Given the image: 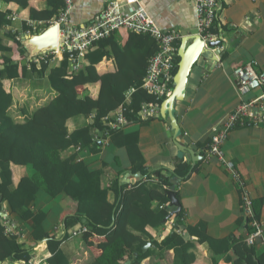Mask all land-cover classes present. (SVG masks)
Listing matches in <instances>:
<instances>
[{"label": "trees", "instance_id": "16d2710c", "mask_svg": "<svg viewBox=\"0 0 264 264\" xmlns=\"http://www.w3.org/2000/svg\"><path fill=\"white\" fill-rule=\"evenodd\" d=\"M1 1L17 13L14 19L12 9L0 10V219L8 210L11 218L29 223L30 232L26 242H21L19 234H5L0 222V264H36V249L46 254L41 264H71L77 250L75 238H81L92 250L85 264H160L169 251L168 264H197V244H207L216 255L226 254L231 264H264V254H257L243 239H212L203 227H185L182 211L174 219L175 230L160 236L158 229L171 211L168 194L173 192L179 199L177 185L172 182L181 184L188 178L187 163L180 161L166 176L154 178L141 162L131 159L139 164L133 171L144 179L129 185L119 179L104 184L102 171L91 170L79 159L83 149L98 150L94 145L97 135L103 140L105 133L110 137L120 130L111 127L118 111L129 123L141 122L142 104L160 106L167 98L157 100L142 87L149 59L158 49L156 41L128 32L121 44L120 37L116 40L117 32L127 31L119 30L87 50L74 71L66 54L60 59L52 56L49 64L40 67L33 62L22 65L25 50L19 37L39 33L30 30L27 21L51 20L63 10L64 0H46L51 10L48 13L31 10L30 0ZM9 26L14 32H2ZM178 62L175 55L173 75ZM111 75H117L119 81L109 83L111 77L107 76ZM26 82L33 90L45 85L55 95L39 104ZM98 83V95L93 99L88 86ZM131 88L127 102L126 93ZM80 116L91 117L93 124L70 130L68 122ZM66 151L71 152L64 157ZM13 168L27 171L16 184L12 182ZM41 193L51 199L66 197L74 203V212L61 224L65 233L60 236L44 230L47 212L31 209ZM76 226L84 231L73 237L70 229ZM246 228L252 231L248 225ZM148 243L150 247L144 252Z\"/></svg>", "mask_w": 264, "mask_h": 264}, {"label": "crops", "instance_id": "0c3cea01", "mask_svg": "<svg viewBox=\"0 0 264 264\" xmlns=\"http://www.w3.org/2000/svg\"><path fill=\"white\" fill-rule=\"evenodd\" d=\"M111 1L124 4V0H70L71 10L68 15L70 26L88 25ZM135 7L143 8L163 32L176 31L181 39L185 36L197 35L193 0H136L134 6L125 9L130 11ZM7 8L12 9V15L15 17L17 11L0 0V10ZM30 9L46 13L51 11L47 7L46 0H30ZM19 21L17 19V22ZM214 30L220 41L218 46L220 56L215 59L216 61L207 58L198 61L188 78L184 99L174 106L181 144L194 152L197 158L195 162L188 153L183 155L179 152L174 143V131L170 121L168 118L163 119L160 111L158 115L150 116L141 122L129 123L127 120L126 125L113 133L106 143L95 146L98 150H81L79 159L84 160L91 170L102 171L104 184L115 179L123 183L124 178H127L130 181L129 185L144 179L140 172L133 171L140 162L154 178H158L172 172L176 165L183 161L190 167L188 178L181 184L175 181L177 186H174L179 191L178 200L185 227H203L205 234L212 239L232 238L243 239L246 242L248 230L242 191L230 172L220 166L215 159L206 161L204 151L210 142L213 127L217 126L240 102H248L262 94L261 90H254L240 97L234 83L233 70L236 66L255 61L256 71L264 72V0H219ZM2 32H14V27H6ZM128 35V32L119 34L117 32L116 40L120 37V42L123 44ZM181 39L174 43L176 53ZM59 57L62 56L57 58ZM106 65L108 66L109 63L107 62ZM102 67L104 68V63ZM109 73L112 71H105V74ZM107 77H111L109 83L119 81L117 75ZM26 85L29 93L35 92L36 102L38 101L39 104H43L47 97L55 95L54 91L45 85L37 90H33L27 82ZM99 87V83L88 86V93L93 99L97 98ZM132 89L126 93L127 102L130 100ZM23 93L26 94L25 89ZM26 96L24 95L23 98L25 101L28 98ZM25 101H23L24 105ZM84 124L92 125L93 119L80 116L68 122L70 130L82 127ZM99 135L94 139L95 142L101 140ZM70 152H64L63 156H68ZM223 152L228 167L242 180L254 213L262 222V239H256L252 246L257 254H264V126L234 129L224 144ZM135 158L139 164L132 162L131 159ZM13 171L14 184L18 182L20 176L27 173L20 168H13ZM156 173L158 177L154 176ZM132 175H139V178H134ZM132 194L137 192L132 191ZM74 207V203L66 197L51 199L41 193L31 209L34 212H47L43 221L46 232L63 234L65 230L61 224L65 216L74 212ZM170 210L171 213L174 208ZM7 213L10 215L8 210ZM175 218L176 216L170 217L158 229L161 237L175 230ZM13 222L18 226L22 236L21 242H26L30 224L16 220ZM77 228L78 226L70 231ZM73 242L77 250L71 264H85L90 258L89 253L84 251L85 242L81 238H75ZM35 251L41 254L39 261L36 260ZM45 255V252L36 249L33 253V261L41 264ZM171 255L172 251H169L160 264H168ZM232 258L234 260V256ZM228 259L226 254L212 253L207 244H197V264H231V260Z\"/></svg>", "mask_w": 264, "mask_h": 264}, {"label": "built area", "instance_id": "2783aa9c", "mask_svg": "<svg viewBox=\"0 0 264 264\" xmlns=\"http://www.w3.org/2000/svg\"><path fill=\"white\" fill-rule=\"evenodd\" d=\"M196 11L197 35L207 45L209 42L218 41L214 25L217 21L219 0H193ZM64 8L59 11L58 16L47 22L27 21V26L33 32H42L44 29L55 25L57 27L58 50L56 52H46L33 58L32 62L40 67L42 63L49 64L52 56L57 58L66 54L70 70L74 71L87 50L93 47L97 41L109 38L119 30H125L134 34L148 35L156 41L157 51L152 55L148 62V68L143 81V89L156 99L168 97L173 86V70L175 65L172 58L176 55L174 43L181 39L176 31H161L143 8H134L130 11L125 7L136 4V0H124V4L116 1L109 2L94 19L86 26L72 27L68 21L71 10L70 0H64ZM11 18H15L11 16ZM37 34V33H36ZM220 49L219 47L217 48ZM60 58V57H59ZM219 61V59H218ZM255 61H250L233 70V79L240 97L254 90H261L262 94L248 102L242 101L229 113L217 126L212 128L210 142L204 151L206 161L215 159L220 166L232 175L242 191V203L247 225L252 231L246 238V243L254 245L256 239H262V222L256 217L249 194L238 174L228 167L225 160L223 147L229 134L236 128L264 126V72L258 73L255 69ZM159 105L144 103L141 106L139 117L146 120L150 116L158 115ZM127 123L122 111L115 115V121L111 123L112 129H120ZM106 138L102 143H106L109 134L105 133ZM0 222L5 226V234H19L22 238L18 226L11 220L6 211L1 213ZM83 228L78 227L71 231L73 237L78 236ZM60 236L61 234H56Z\"/></svg>", "mask_w": 264, "mask_h": 264}, {"label": "water", "instance_id": "95a60500", "mask_svg": "<svg viewBox=\"0 0 264 264\" xmlns=\"http://www.w3.org/2000/svg\"><path fill=\"white\" fill-rule=\"evenodd\" d=\"M19 40L25 50L24 60L21 61L22 65L32 63L33 58L39 56L42 53L56 52L58 50L57 27L55 25L50 26L37 34H24L19 37ZM219 45L220 41L209 42L207 45H205L198 35L185 36L181 39V43L176 53L177 57L179 58V62L176 67V72L172 77V90L169 96L159 107L161 117L163 119L168 118L170 121V126L174 131V143L179 152H181L183 155L188 153L191 156V160L193 162L197 160V158H195L196 156L194 155V152L181 144L180 129L177 123L176 114L174 113V106L177 102H180L184 99L186 85L193 67L202 58H207L210 61H216L215 59L220 56V51L216 48ZM102 144L103 143L101 140H97L95 142V146H102ZM132 176L137 179L139 178V175ZM154 176L158 177L159 175L156 173ZM123 183L128 184L130 181L127 178H124ZM172 183L173 185L177 184L175 181ZM168 198L169 207L172 209L174 208V210L168 215L164 222H166L172 216L178 217L181 212V204L176 198L175 193L170 192L168 194ZM113 225L114 221L112 222L111 226ZM149 247L150 244H146V246L143 248V251L145 252ZM126 264H128V262Z\"/></svg>", "mask_w": 264, "mask_h": 264}, {"label": "rangeland", "instance_id": "374dc122", "mask_svg": "<svg viewBox=\"0 0 264 264\" xmlns=\"http://www.w3.org/2000/svg\"><path fill=\"white\" fill-rule=\"evenodd\" d=\"M36 99H37V97L34 95V96H33V100L36 101ZM12 221H15V220L13 219V217H12ZM81 240H82V239H81ZM89 249H90V248H89ZM89 249H88L86 246L84 247V251H87V252L89 253V257H91V254H90V253H91L92 250H91V249L89 250ZM94 252H96V251H94ZM96 253H97V252H96ZM35 254H36V256H35V257H36V260L39 261L40 258H41V256H40L41 254H39L37 251H35ZM86 258H88V256H86Z\"/></svg>", "mask_w": 264, "mask_h": 264}]
</instances>
